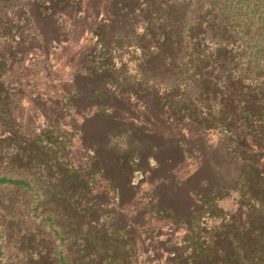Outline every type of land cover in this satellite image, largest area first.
Here are the masks:
<instances>
[{
	"label": "rangeland",
	"instance_id": "374dc122",
	"mask_svg": "<svg viewBox=\"0 0 264 264\" xmlns=\"http://www.w3.org/2000/svg\"><path fill=\"white\" fill-rule=\"evenodd\" d=\"M0 20V178L26 181L0 183V264H60L78 231L95 264L112 244L186 264L175 216L203 196L202 235L264 233V0H0Z\"/></svg>",
	"mask_w": 264,
	"mask_h": 264
},
{
	"label": "trees",
	"instance_id": "16d2710c",
	"mask_svg": "<svg viewBox=\"0 0 264 264\" xmlns=\"http://www.w3.org/2000/svg\"><path fill=\"white\" fill-rule=\"evenodd\" d=\"M42 6L45 7L46 4L42 3ZM227 12V10H226ZM228 15V14H227ZM1 31L4 34L16 36L15 27H12L6 22L0 20ZM187 28H184L182 31V35L184 37L183 49L186 54L183 59H189V55L193 52V46L191 41L189 40V35L187 33ZM207 34H210V28L207 29ZM10 35V36H11ZM211 36V35H210ZM211 38H217L219 41L224 40V33L222 30L217 31L215 35L211 36ZM190 66V63H188ZM256 70H259L258 62L256 61ZM262 73V72H261ZM249 78V77H248ZM135 141V140H134ZM138 154V152H137ZM8 182L12 184L18 185H26V181L23 180H10L7 178H0V183ZM241 185V186H240ZM239 188L241 197L244 201H250L255 204L257 201L250 197L248 186V180L245 177H242V180L239 182ZM213 200L214 198H208L203 196L201 199V206L197 207L194 210L190 211L184 218L175 216V219L181 222L191 223V228L193 229V236H188L186 241L188 240L190 243L185 246V249L188 250V257H184L183 261H187L186 264H264V233H259L258 239L253 243L252 236H244V237H236L233 234V229L235 226H226L225 232H223L224 236L222 240H219L221 229L218 228L215 232L218 234L216 236L202 235L200 229L201 226L204 225L203 229L206 228L205 223L201 222L202 214L205 213V210L202 209L203 205H207L206 200ZM216 199V198H215ZM155 209L166 210L160 207H156ZM264 220V219H262ZM197 222V226L194 223ZM256 226L259 225V222H255ZM249 225V223H247ZM256 230H262L261 226ZM250 231H253L252 229ZM249 231V232H250ZM78 237L74 240L77 244L81 245V247H76L78 250H73V253L65 254L61 252L59 255L60 264H95L93 256L87 255L86 249H95L96 244L94 240H92L87 232L78 231ZM214 232V233H215ZM252 235V232H250ZM251 237L250 243L249 239ZM245 239V240H244ZM84 242V243H83ZM83 243V245H82ZM252 244V245H251ZM256 244V245H255ZM78 245V246H79ZM109 246V245H108ZM108 256L110 259V264H115V260L117 259L116 252L117 249L112 246H109Z\"/></svg>",
	"mask_w": 264,
	"mask_h": 264
}]
</instances>
